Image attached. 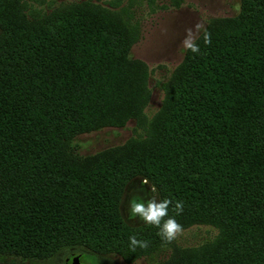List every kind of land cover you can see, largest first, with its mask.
<instances>
[{
	"label": "trees",
	"instance_id": "trees-1",
	"mask_svg": "<svg viewBox=\"0 0 264 264\" xmlns=\"http://www.w3.org/2000/svg\"><path fill=\"white\" fill-rule=\"evenodd\" d=\"M0 0V256L7 264L84 249L127 264L165 243L131 226L133 180L158 203L182 201L184 229L217 230L158 264H264V0L212 20L161 88L150 118V70L118 12L91 2L43 13ZM112 6V5H111ZM135 122L125 144L82 157L76 137ZM140 182V183H141ZM164 219H168L165 217ZM148 241L132 251L129 237Z\"/></svg>",
	"mask_w": 264,
	"mask_h": 264
},
{
	"label": "rangeland",
	"instance_id": "rangeland-1",
	"mask_svg": "<svg viewBox=\"0 0 264 264\" xmlns=\"http://www.w3.org/2000/svg\"><path fill=\"white\" fill-rule=\"evenodd\" d=\"M29 2L33 8L42 10L43 13H51L53 10L83 2H91L118 12L136 39L131 48V57L144 62L150 70L151 97L145 110L148 118L161 106L164 95L161 86L170 79L184 59L187 49L183 47L182 41L186 38V30L191 28L195 32V25L202 24L203 29L196 33L197 39L210 21L236 16L239 12L233 10L234 6L240 5V0H29ZM139 132L135 129V122L130 121L124 128H105L80 135L75 138L73 145L78 155L91 156L121 146ZM140 182L133 180L127 186L121 200L122 216L131 226L146 224L139 216L130 218V201L134 196L140 197L145 204L152 199L158 203L155 189L144 181ZM136 183L142 185H135ZM217 234V230L207 226L184 229L181 235L168 245H164L158 253L137 259L132 264H158L170 257L175 247L196 248L213 241ZM67 254L68 250L61 251L51 258L28 260L25 264H64ZM100 255L102 264H127L116 254ZM0 264H7L4 255L0 256Z\"/></svg>",
	"mask_w": 264,
	"mask_h": 264
},
{
	"label": "clouds",
	"instance_id": "clouds-1",
	"mask_svg": "<svg viewBox=\"0 0 264 264\" xmlns=\"http://www.w3.org/2000/svg\"><path fill=\"white\" fill-rule=\"evenodd\" d=\"M234 11L239 12L240 5L234 6ZM203 29L202 24L195 25V32L189 28L186 30V38L182 41V45L185 49H190L193 53L199 52V47L195 44L196 33ZM205 44L211 43L210 34L205 30L203 36ZM145 183H147L145 181ZM173 201L170 199H164L157 203L155 199L145 202L140 197H133L130 201V218L134 219L137 216L146 224L153 225L159 229L158 235L165 243H171L179 235L183 233V227L174 217H169V206L173 205ZM147 205V207H145ZM184 209V203L182 201H176L174 203L173 211L177 215L181 214ZM168 217V219H164ZM130 247L132 251H135L137 247L146 249L148 247V241L138 240L135 235L129 237Z\"/></svg>",
	"mask_w": 264,
	"mask_h": 264
},
{
	"label": "flooded vegetation",
	"instance_id": "flooded-vegetation-1",
	"mask_svg": "<svg viewBox=\"0 0 264 264\" xmlns=\"http://www.w3.org/2000/svg\"><path fill=\"white\" fill-rule=\"evenodd\" d=\"M136 183L135 185H137ZM141 186L142 184H138ZM144 186V185H143ZM71 254H77L80 255L79 261L80 264H102L101 255L97 253L90 252L88 250H81V249H71L68 254L65 256V258ZM65 258H64V264H65Z\"/></svg>",
	"mask_w": 264,
	"mask_h": 264
},
{
	"label": "water",
	"instance_id": "water-1",
	"mask_svg": "<svg viewBox=\"0 0 264 264\" xmlns=\"http://www.w3.org/2000/svg\"><path fill=\"white\" fill-rule=\"evenodd\" d=\"M79 257L80 255L71 254L65 258V264H80Z\"/></svg>",
	"mask_w": 264,
	"mask_h": 264
}]
</instances>
